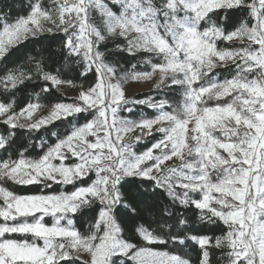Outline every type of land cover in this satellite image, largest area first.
I'll return each instance as SVG.
<instances>
[{"label":"snow or ice","instance_id":"snow-or-ice-1","mask_svg":"<svg viewBox=\"0 0 264 264\" xmlns=\"http://www.w3.org/2000/svg\"><path fill=\"white\" fill-rule=\"evenodd\" d=\"M14 8L0 264H264V0Z\"/></svg>","mask_w":264,"mask_h":264},{"label":"rangeland","instance_id":"rangeland-1","mask_svg":"<svg viewBox=\"0 0 264 264\" xmlns=\"http://www.w3.org/2000/svg\"><path fill=\"white\" fill-rule=\"evenodd\" d=\"M147 85H140L136 82H131L129 85H127V89H128V92L131 94V93H134V92H137L138 90L142 89V88H146ZM66 91L68 92L69 95H72L74 94L73 90L71 89H66Z\"/></svg>","mask_w":264,"mask_h":264},{"label":"trees","instance_id":"trees-1","mask_svg":"<svg viewBox=\"0 0 264 264\" xmlns=\"http://www.w3.org/2000/svg\"><path fill=\"white\" fill-rule=\"evenodd\" d=\"M16 3V8L13 9L12 15H16L17 14V9L20 6V2L21 0H0V9H2L3 3ZM4 11H7V9H3ZM29 48L32 47L31 45L28 46ZM16 55H19V53H17Z\"/></svg>","mask_w":264,"mask_h":264}]
</instances>
